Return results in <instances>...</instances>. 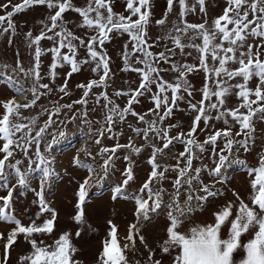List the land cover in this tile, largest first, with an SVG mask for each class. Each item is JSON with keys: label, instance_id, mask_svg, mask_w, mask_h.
I'll return each mask as SVG.
<instances>
[{"label": "snow or ice", "instance_id": "obj_1", "mask_svg": "<svg viewBox=\"0 0 264 264\" xmlns=\"http://www.w3.org/2000/svg\"><path fill=\"white\" fill-rule=\"evenodd\" d=\"M223 4L220 14L209 19L206 0H166L162 17L155 19L153 0H124L122 13L114 11L113 0H85L83 6L73 0L0 2V41L6 38L10 48L20 35L13 18L35 6L48 10L45 19L37 22L38 34L32 29L22 33L28 61L16 48L14 64L0 70V77L15 93L0 101V223L6 226V231H0V264H10L21 237L28 250L18 255L16 264H81L71 230L53 238L58 212L45 197L46 190L62 178L54 153L69 125L79 130L84 142L70 166L87 173L75 181L74 215L70 217L78 226L75 237L81 236L87 224L90 190L116 171L122 179L113 186L111 199L133 203V221L123 239L118 226L107 222L95 264H164L165 259L168 264H264V149L255 164L239 156L241 151L253 150L256 124L264 122V0H223ZM174 5L179 10L171 19ZM69 10L80 18L72 26L64 16ZM189 14H199L202 22L189 23ZM153 24L158 29L154 36ZM125 36L119 71L135 73L137 80L124 81L127 89L113 90L110 96L108 89L116 73L106 45ZM42 41L50 46L42 47ZM49 54L51 63L42 71L41 58ZM65 66L69 71L57 85V70ZM85 68L94 78L78 83L81 95L71 99L74 93L68 81ZM169 74L172 79L166 78ZM191 74L203 75L202 87L192 85ZM17 96L24 100L17 101ZM113 97L127 98L126 104L121 107ZM232 97L237 103L229 106ZM42 98L48 99L47 106L39 105L36 115H23V110L36 108ZM66 98L71 102H64ZM142 99L151 107L137 112L135 106ZM98 110L102 118H92L90 113ZM176 111L189 117L187 126L180 121L168 123ZM129 116L135 118V125L127 123ZM216 124L223 127L216 128ZM124 125L131 133L127 143L117 139L114 146H105V139L124 135L114 131ZM199 135L206 138L201 141ZM133 137L143 143L137 145ZM177 145L182 150L173 152ZM145 149L151 150L150 171L138 190L128 192L130 182L135 181L133 162L124 156L127 166L118 170L117 153L139 155ZM169 154L175 163H161L159 158ZM206 159L210 164L204 163ZM233 167H241L247 178L246 199L233 190L235 199L213 212L211 222L194 223L195 212L203 211L210 198L225 195L216 185L230 183L225 173ZM168 182L171 187H163ZM18 190L34 195L31 205L38 211L29 216L30 208L24 209L28 224L18 218L13 206ZM161 216L165 238L158 244L157 258L138 225ZM245 234L249 236L246 243L242 241Z\"/></svg>", "mask_w": 264, "mask_h": 264}, {"label": "rangeland", "instance_id": "obj_2", "mask_svg": "<svg viewBox=\"0 0 264 264\" xmlns=\"http://www.w3.org/2000/svg\"><path fill=\"white\" fill-rule=\"evenodd\" d=\"M2 2V0H0ZM13 2H18V0H13ZM191 2V0H189ZM73 3L76 6H83L85 4V0H73ZM223 0H206V7L208 11V18H215L218 14H220L221 9L223 8ZM113 9L117 13H122L124 11V0H113ZM166 9V0H153V7L152 12L155 19H159L162 17L164 11ZM178 5H174V12L171 14L170 18L175 19L176 14L178 13ZM3 14V13H0ZM48 14V10L44 6H35L31 9L26 10L20 14H17L13 19L14 22L18 26V35L15 38V43L13 47H8L6 44V38L3 41H0V70L3 69L4 65H12L15 61V50L16 48L20 49L21 58L27 62L29 57L27 54V50L23 44V35L22 33L27 32L29 29H32L34 34H38L39 25L38 21L45 19L46 15ZM65 19L69 22V25L72 26L75 23L79 22V16L77 13L69 10L64 14ZM189 23H199L202 22L201 17L199 14H189L186 17ZM158 29L153 24L150 27V32L154 36L157 34ZM77 35H82V32L77 31ZM127 37H122L118 39H114L111 43L106 45L107 51L109 56L112 57L113 63L111 64L112 70L116 73L115 80L112 83V87L108 89L109 94L113 90L117 89H127L128 85L124 83V81H136L137 77L135 73H123L120 72L119 69L122 67L121 60L119 58V53L122 50V45L124 40ZM50 42L42 41V47H49ZM83 52H81V56ZM42 71H47L49 64L51 63V55L43 56L42 58ZM188 62H192V57L186 58ZM60 75L57 77L56 84L60 85L63 83L65 74L69 71L68 67L65 66L62 69L57 70ZM94 78L92 77L90 71L85 68L79 73H75L69 79V88L73 91L74 95L71 99H78L81 95V90L76 89V85L78 83H84L88 79ZM166 78L172 79L171 74H169ZM190 82L195 88L202 87L203 84V75L202 74H191ZM44 83H48V80H44ZM135 85H133L134 87ZM95 92H99V89H95ZM9 86H7L6 82L4 81L3 77H0V101H4L8 98L14 96ZM116 102L123 107L126 104L125 97L115 98ZM199 99V95L196 97ZM17 101L21 100V96L16 97ZM64 102H71L68 98L65 99ZM237 103L235 97H232L228 101V105L232 106ZM48 99L42 98L41 101L38 102V106L32 109H25L23 110L24 116L36 115L39 112V105L47 106ZM92 107V99L89 101V108ZM151 104L147 101L142 99L141 104L135 106V110L137 112L146 111ZM181 108H185L186 105L181 104ZM92 118H102L101 112L98 110L95 113H90ZM176 121H180L187 126L189 122V117L181 111H176L174 113V118L169 120L168 123H176ZM127 123H131L135 125L137 122L135 118L129 116ZM203 127V125H201ZM223 127L222 124H216V128ZM257 139L253 150L248 153L244 154L242 151L239 153L241 159H246L249 164L256 163L257 154L264 149V139H261V135L264 134V122H257ZM186 130V128H185ZM115 132L123 131L124 135L117 137L116 139H105L103 141L105 146L112 147L119 140V143L125 144L128 141V137L131 134L130 130L127 128V125L124 126H117L114 128ZM67 136L57 148L55 155H57L58 164H57V171L61 173V179L55 181V183L51 186V188L46 190L45 197L49 201L52 207H54L58 212V218L55 224L53 238L58 237L63 231L71 230L73 233V243L78 248V253L76 259L81 261V264H95V258L100 250L101 247V240L106 235V231L108 228L107 222L112 220L114 224L118 226L119 236L121 239L126 234L127 227L129 223L133 221V203L128 202L123 199H117L113 201L111 199L112 196V188L115 184L121 182V175L120 171H116L115 174L110 175L108 179L98 187H94L90 190L89 196L87 198V203L85 206V214H86V221L87 224L84 228V231L81 233L79 238L75 237V231L77 230V225L71 221L70 217L74 215V193L77 188L75 181L77 179L82 180L84 176H86V170L77 169L75 167L70 166V162L72 161L73 157L75 156L77 150L80 147L84 146V142L81 140L79 135V130L74 125H69L66 129ZM173 135L175 133H172ZM205 135H199V139L203 141L205 139ZM137 145L143 143V141L139 137H133ZM157 143L156 141H153ZM91 151L95 152L96 149L94 147L90 148ZM182 150V146L177 145L173 152H178ZM150 149H145L142 151L141 154L136 155L131 151H124L119 150L117 155L119 159L117 160V169L122 170L127 166V162L124 161V156H129L133 162L134 168V175L135 181L130 182L127 191L133 192L138 190L141 186L142 182L146 179L149 171L150 166L147 163L148 157L150 155ZM82 155V154H81ZM161 163H168L174 164L175 161L171 158V154L160 157ZM90 162V160L88 161ZM196 166H199V161L194 162ZM204 163H209V160H205ZM65 170H67V175H64ZM229 176L230 183L226 186H221L217 184L216 187L221 191H225L224 196H218L216 198H210L205 207L209 208L208 210L211 213L218 210L221 206L226 204V199L234 200L235 198L231 191L233 187H235V191L239 192L242 198L246 199L247 195V178L243 174L241 167H233L229 169V172L226 174ZM171 177L172 174L169 173ZM204 182L208 183L209 178L207 175L203 176ZM242 188L239 189L238 186ZM33 186H36L35 184ZM165 188H170V182L165 183L163 185ZM229 194V195H228ZM227 195V197H226ZM34 195L31 192L27 191H20L14 193V201L13 206L16 209V214L18 218H21L25 224L29 223V220L25 217L24 209L30 208V212L28 213L29 216H34L35 212L38 209L35 206L31 205V201L33 200ZM229 200V201H230ZM212 208V209H211ZM209 212V211H208ZM201 216V214H200ZM213 216H210L209 219L207 218H199L194 221V223H205L209 222L208 220H212ZM39 223V221H38ZM144 223V222H142ZM141 223V224H142ZM164 217L161 216L159 218H154L151 222H146L144 227L141 230V234L145 237L147 244L152 247L156 251L157 258H159L160 253L158 251V244L163 241L165 238L163 235L164 229ZM87 225H91V229L87 227ZM140 226V225H138ZM0 231H6V226L3 223H0ZM43 237H37L40 239ZM48 242H51V238H48ZM137 246L140 247L139 241H137ZM28 250V245L23 241L21 237L18 240V247L14 252L11 254L10 264H16V260L19 254H22ZM143 252V248H141ZM131 255V253H129ZM164 264H168V260H164Z\"/></svg>", "mask_w": 264, "mask_h": 264}, {"label": "crops", "instance_id": "obj_3", "mask_svg": "<svg viewBox=\"0 0 264 264\" xmlns=\"http://www.w3.org/2000/svg\"><path fill=\"white\" fill-rule=\"evenodd\" d=\"M237 185V184H236ZM238 186V185H237ZM238 188L239 189H241L242 187L241 186H238ZM232 190H237V189H235V187H233L232 188ZM232 192V191H231ZM229 195V194H228ZM230 195H232L231 193H230ZM226 197H227V195H226ZM231 199V198H230ZM230 199H226V202L227 201H229ZM207 207V206H206ZM206 207H204V209H203V211H199V210H197L196 212H195V214H194V216H193V221H195L196 219H199V218H201L202 217V219L203 218H207V219H209L210 218V216H212V213H211V211L210 210H208L209 208H206ZM212 209V208H211ZM209 211V212H208ZM215 211H217V210H215ZM200 214H201V216H200ZM209 222H211L212 220H208ZM204 223V222H203ZM190 226V225H189ZM223 231H224V233H226L227 232V228L225 227L224 229H223ZM249 238V236H248V234H245L243 237H242V241L243 242H247V239ZM241 255V253H238L237 254V258H239V256Z\"/></svg>", "mask_w": 264, "mask_h": 264}, {"label": "bare ground", "instance_id": "obj_4", "mask_svg": "<svg viewBox=\"0 0 264 264\" xmlns=\"http://www.w3.org/2000/svg\"><path fill=\"white\" fill-rule=\"evenodd\" d=\"M21 100H24V96H21ZM228 172H229V169L226 171L225 174H227ZM145 223H146V222L140 224V226H138V227H140V229H142V228L144 227V224H145Z\"/></svg>", "mask_w": 264, "mask_h": 264}]
</instances>
